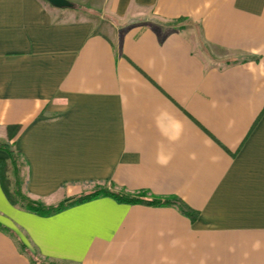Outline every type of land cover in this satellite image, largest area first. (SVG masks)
<instances>
[{
  "label": "crops",
  "instance_id": "0c3cea01",
  "mask_svg": "<svg viewBox=\"0 0 264 264\" xmlns=\"http://www.w3.org/2000/svg\"><path fill=\"white\" fill-rule=\"evenodd\" d=\"M70 1L0 0V158L46 204L113 182L199 216L110 196L40 215L0 181V264H264V0Z\"/></svg>",
  "mask_w": 264,
  "mask_h": 264
},
{
  "label": "trees",
  "instance_id": "16d2710c",
  "mask_svg": "<svg viewBox=\"0 0 264 264\" xmlns=\"http://www.w3.org/2000/svg\"><path fill=\"white\" fill-rule=\"evenodd\" d=\"M82 9L80 5L75 6ZM182 20V19H181ZM180 21V19L178 20ZM237 61V60H234ZM227 61L226 63H230ZM4 148L8 152L7 158H0V181L3 190L9 201L22 209L40 215H52L70 206L97 198L110 196L119 202L131 204H145L152 206H175L184 215L195 221L199 216V211L190 207L184 200L175 195H157L149 190L129 191L125 188H118L113 182L95 184L91 189H86L78 194L67 196L54 204H46L40 200L32 198L25 192L24 169L27 162L22 154L15 150L12 145L5 144ZM33 264H66L58 261L42 260L32 255Z\"/></svg>",
  "mask_w": 264,
  "mask_h": 264
},
{
  "label": "water",
  "instance_id": "95a60500",
  "mask_svg": "<svg viewBox=\"0 0 264 264\" xmlns=\"http://www.w3.org/2000/svg\"><path fill=\"white\" fill-rule=\"evenodd\" d=\"M49 4L56 8H74L75 4L70 0H47Z\"/></svg>",
  "mask_w": 264,
  "mask_h": 264
},
{
  "label": "rangeland",
  "instance_id": "374dc122",
  "mask_svg": "<svg viewBox=\"0 0 264 264\" xmlns=\"http://www.w3.org/2000/svg\"><path fill=\"white\" fill-rule=\"evenodd\" d=\"M100 20H102V19H99V22H100ZM103 22H107V23H109V21H107V20H102ZM92 187H89L88 189H91Z\"/></svg>",
  "mask_w": 264,
  "mask_h": 264
}]
</instances>
